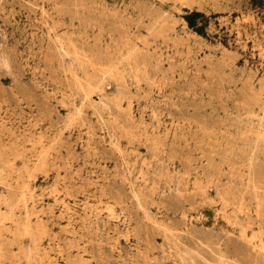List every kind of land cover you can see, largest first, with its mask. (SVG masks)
Returning a JSON list of instances; mask_svg holds the SVG:
<instances>
[{
    "label": "rangeland",
    "instance_id": "rangeland-1",
    "mask_svg": "<svg viewBox=\"0 0 264 264\" xmlns=\"http://www.w3.org/2000/svg\"><path fill=\"white\" fill-rule=\"evenodd\" d=\"M263 103L264 0H0V264H264Z\"/></svg>",
    "mask_w": 264,
    "mask_h": 264
},
{
    "label": "bare ground",
    "instance_id": "bare-ground-1",
    "mask_svg": "<svg viewBox=\"0 0 264 264\" xmlns=\"http://www.w3.org/2000/svg\"><path fill=\"white\" fill-rule=\"evenodd\" d=\"M72 57H73V55H74V58H72L73 59V63H80V64H82V59H84V58H81L80 56V53H79V51L75 48V47H73V50H72ZM103 55V54H102ZM117 56V55H116ZM99 57H100V60L104 57L105 58V55L101 58V56L99 55ZM117 57H119V56H117ZM103 58V59H104ZM82 61H81V60ZM93 60H92V62L94 61V58H92ZM107 59V58H106ZM117 58H115V60H116ZM111 60V59H110ZM107 61H108V59H107ZM111 61H113V60H111ZM130 62V59H125L124 57H123V55H121V57H119L116 61H114V62H108L109 64H104V66L102 67L101 65H100V68H103V69H98V72H100V73H98L97 72V74H98V76H95V78H97V82H95V81H93V82H95V83H97L96 85V87H98L97 89H102V87L104 86V84L107 82L106 80H107V77H116L118 80H120V81H122V82H124V83H127V81H128V79L129 78H131L130 76L132 75V72H134L135 73V76H136V79H137V81H138V75H139V73L141 74V76L143 77V79H144V81L145 82H150V80H151V76H150V73H149V71H146L145 69L144 70H141V69H137L136 70V68H134L133 66H132V64L131 63H129ZM107 63V62H106ZM84 64H85V61H84ZM94 63H92V66L94 67V70L95 71H97L95 68H98V66L97 67H95V65H93ZM99 64H100V62H99ZM102 64V63H101ZM96 65H98V62H97V64ZM81 66V65H80ZM82 66H83V64H82ZM81 66V67H82ZM86 67H87V64H86ZM85 67V65H84V68H86ZM83 68V69H84ZM88 70V69H87ZM85 72V70L83 71V73ZM93 72V71H92ZM89 73H91V71H89V72H87L86 71V77H88V79L89 80H91V82H92V79L94 78L93 77V74L95 73H92V74H90L89 75ZM100 75V76H99ZM132 79H133V76H132ZM95 80V79H94ZM153 81V80H152ZM153 83V82H152ZM94 84V83H93ZM144 84V83H143ZM149 86H150V84H149ZM84 87V86H83ZM95 90V89H94ZM114 101V100H113ZM101 102V101H100ZM115 102V101H114ZM105 104L106 105H104L105 107H107V108H110L111 106H110V103H106L105 102ZM119 106V105H118ZM100 107H102V106H100ZM116 108H117V106H116ZM114 109V108H113ZM112 109V110H113ZM261 111L264 113V103L263 104H261ZM99 110V109H98ZM106 110V109H105ZM108 110V109H107ZM264 117V116H263ZM263 117H259V121H258V123L259 122H261V121H263ZM72 120V119H71ZM249 167V166H248ZM251 167V166H250ZM250 170V175L252 176L253 175V169L252 168H250L249 169ZM28 231V230H27Z\"/></svg>",
    "mask_w": 264,
    "mask_h": 264
}]
</instances>
